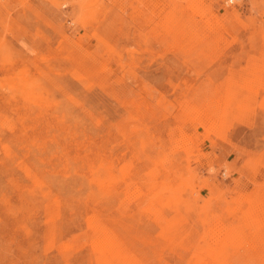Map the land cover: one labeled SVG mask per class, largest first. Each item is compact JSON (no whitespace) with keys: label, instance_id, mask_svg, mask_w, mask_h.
<instances>
[{"label":"rangeland","instance_id":"rangeland-1","mask_svg":"<svg viewBox=\"0 0 264 264\" xmlns=\"http://www.w3.org/2000/svg\"><path fill=\"white\" fill-rule=\"evenodd\" d=\"M0 264H264V0H0Z\"/></svg>","mask_w":264,"mask_h":264},{"label":"built area","instance_id":"built-area-1","mask_svg":"<svg viewBox=\"0 0 264 264\" xmlns=\"http://www.w3.org/2000/svg\"><path fill=\"white\" fill-rule=\"evenodd\" d=\"M231 1H233V0H231Z\"/></svg>","mask_w":264,"mask_h":264}]
</instances>
